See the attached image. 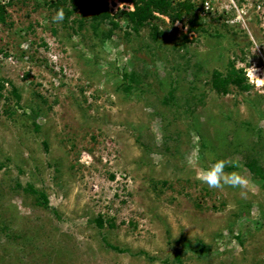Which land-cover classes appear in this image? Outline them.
Wrapping results in <instances>:
<instances>
[{"label":"rangeland","instance_id":"obj_1","mask_svg":"<svg viewBox=\"0 0 264 264\" xmlns=\"http://www.w3.org/2000/svg\"><path fill=\"white\" fill-rule=\"evenodd\" d=\"M51 2L0 0V264H264V0Z\"/></svg>","mask_w":264,"mask_h":264},{"label":"trees","instance_id":"obj_2","mask_svg":"<svg viewBox=\"0 0 264 264\" xmlns=\"http://www.w3.org/2000/svg\"><path fill=\"white\" fill-rule=\"evenodd\" d=\"M52 4H62L67 1L72 2L75 6L81 4V0H51ZM134 4V9L129 12L123 13L124 20L127 22V26L133 31L138 32L139 29L146 23H150L158 19V15L165 16L171 20V22L181 19V14L175 12L172 7V0H128ZM2 6L0 5V22H4L2 14ZM229 81L215 73L213 75V88L217 93L227 94V83ZM44 197V196H43ZM45 201V199H44Z\"/></svg>","mask_w":264,"mask_h":264},{"label":"clouds","instance_id":"obj_3","mask_svg":"<svg viewBox=\"0 0 264 264\" xmlns=\"http://www.w3.org/2000/svg\"><path fill=\"white\" fill-rule=\"evenodd\" d=\"M120 9L123 5L119 6ZM64 19L63 9H58L56 14L52 17L54 22H61ZM258 47V46H257ZM189 165L192 161H188ZM228 166V162L224 159L217 160L206 170H202L198 174V179L209 188L212 189H223L225 186L238 188L241 190V195L246 196V189L249 184L247 177L241 175L239 172L232 171L226 172L225 169Z\"/></svg>","mask_w":264,"mask_h":264}]
</instances>
